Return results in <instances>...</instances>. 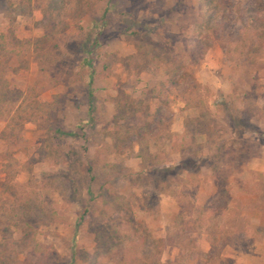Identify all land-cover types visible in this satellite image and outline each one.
<instances>
[{
	"label": "rangeland",
	"instance_id": "1",
	"mask_svg": "<svg viewBox=\"0 0 264 264\" xmlns=\"http://www.w3.org/2000/svg\"><path fill=\"white\" fill-rule=\"evenodd\" d=\"M0 264H264V0H0Z\"/></svg>",
	"mask_w": 264,
	"mask_h": 264
},
{
	"label": "trees",
	"instance_id": "2",
	"mask_svg": "<svg viewBox=\"0 0 264 264\" xmlns=\"http://www.w3.org/2000/svg\"><path fill=\"white\" fill-rule=\"evenodd\" d=\"M93 106V101H91V108H90V113L93 112L94 108L92 107ZM57 134L59 136H64V137H70V138H76L78 137L76 133H73V132H64L63 130L59 129L57 130Z\"/></svg>",
	"mask_w": 264,
	"mask_h": 264
}]
</instances>
